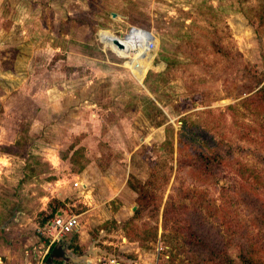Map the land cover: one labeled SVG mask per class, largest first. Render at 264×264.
I'll use <instances>...</instances> for the list:
<instances>
[{
  "label": "rangeland",
  "instance_id": "obj_1",
  "mask_svg": "<svg viewBox=\"0 0 264 264\" xmlns=\"http://www.w3.org/2000/svg\"><path fill=\"white\" fill-rule=\"evenodd\" d=\"M131 27L142 58L112 44ZM263 84L264 0H0V261L55 208L75 259L215 264L216 237L264 264Z\"/></svg>",
  "mask_w": 264,
  "mask_h": 264
},
{
  "label": "built area",
  "instance_id": "obj_2",
  "mask_svg": "<svg viewBox=\"0 0 264 264\" xmlns=\"http://www.w3.org/2000/svg\"><path fill=\"white\" fill-rule=\"evenodd\" d=\"M137 37L135 38V44H133V52L135 54H141L142 51L151 52L155 48V43L152 38L147 39L139 30L137 31ZM74 187H81V182L75 181ZM80 222L78 220V215L71 213L67 210L58 211L52 218L44 223V225L39 228V233L43 235L46 242V247L44 246L43 252L37 256V261L35 263L29 262L28 264H46L44 258L49 251L52 244L62 242L65 237L78 230ZM45 245V243H44ZM0 264H4L0 261ZM68 264V263H65ZM82 264H123L118 258L113 256H97L95 260H89L84 258V263Z\"/></svg>",
  "mask_w": 264,
  "mask_h": 264
},
{
  "label": "trees",
  "instance_id": "obj_3",
  "mask_svg": "<svg viewBox=\"0 0 264 264\" xmlns=\"http://www.w3.org/2000/svg\"><path fill=\"white\" fill-rule=\"evenodd\" d=\"M232 76V74H231ZM233 77V76H232ZM258 96H259V100L264 104V84L259 88L258 90ZM197 160H198V163L200 165L201 168H203L204 170L206 171H211L212 167H216V164H221V157L218 156L216 154V151L214 150H211L209 152H206L204 149L201 151V152H198L197 154ZM134 187V186H133ZM136 189V188H135ZM149 194V197L151 196H154L155 193L153 192H148ZM144 198H147L146 197V194L143 195ZM148 197V199H149ZM57 213V210L54 208L52 213L47 216V218H45V222L48 221L50 218H52L55 214ZM139 213V211H136L134 216L132 217V219H129L126 224H132L133 223V220L134 219H137V214ZM43 222L41 224L44 225ZM156 227L154 228V233L156 232ZM173 235L170 237V239H172ZM170 242V241H169ZM204 245L203 249L204 251H213L212 252V256H211V260H214L215 261V264H216V254L217 255H222L226 261H227V264H235L233 261H232V258L230 256H227L226 252L224 250H220L221 247L219 245V243L216 241V237L213 238L212 240V244L211 245H208V244H202ZM180 250H182V246L180 247ZM59 251L60 249L59 248H55V244H52L49 248V251L48 253L46 254L45 258H44V261L46 264H59L60 262L59 261H56V255L59 254ZM244 258L243 259V264H251L250 261L248 260V258H245V257H242Z\"/></svg>",
  "mask_w": 264,
  "mask_h": 264
},
{
  "label": "water",
  "instance_id": "obj_4",
  "mask_svg": "<svg viewBox=\"0 0 264 264\" xmlns=\"http://www.w3.org/2000/svg\"><path fill=\"white\" fill-rule=\"evenodd\" d=\"M113 15H115L114 13H113ZM135 28H133V27H131V29L129 30V33L128 34H126L125 36H123V34H120V35H118V36H120V37H126L127 35H129L130 33H132V31L134 30ZM140 31L142 32V34L145 36V38H146V40L147 39H150V38H152V35L150 34V32H148V31H146V30H141L140 29ZM119 37V38H120ZM119 38H116V37H114V38H112L111 39V41H112V44L116 47V48H118V49H120V50H122V49H125L126 50V41H125V43H123V42H121V40L119 39ZM129 53H130V50H129ZM65 245L64 246H62L61 248H60V251H59V254L58 255H56V258H60V260H62L64 263H68V262H71L72 260L74 261V260H76V261H74V262H76L77 264H82V263H84V258H74V256L71 254V253H68L66 250H65ZM72 261V262H73ZM73 262V263H74Z\"/></svg>",
  "mask_w": 264,
  "mask_h": 264
},
{
  "label": "crops",
  "instance_id": "obj_5",
  "mask_svg": "<svg viewBox=\"0 0 264 264\" xmlns=\"http://www.w3.org/2000/svg\"><path fill=\"white\" fill-rule=\"evenodd\" d=\"M151 34V33H150ZM152 35V34H151ZM133 48V47H132ZM131 48V50H130V54L131 55H129V56H127V57H131V56H134L135 55V53L133 52V49ZM115 50V49H114ZM118 51V50H117ZM119 52V51H118ZM121 53V52H120ZM119 53V54H120ZM141 54H143V55H145V51H142L141 52ZM121 55V57H125V55L124 54H120ZM80 226V225H79ZM78 230H79V227L77 228ZM63 242H58V243H56L55 244V248H61L62 246H64L65 245V250L67 251L68 250V244L67 243H69V241L67 242L66 241V239H64V240H62ZM41 246H46V243H45V245H44V242L41 244ZM68 252V251H67ZM36 255L37 254H34V255H30L29 256V252L26 250L25 251V258L21 261V262H19V263H17V264H28L29 262H32V263H35L36 261H37V258L35 259L34 258V256L36 257ZM101 256H105V255H101ZM109 257V256H108ZM56 258V257H55ZM81 257H79V259H80ZM22 259V258H21ZM90 260H92V259H90ZM94 260V259H93ZM92 260V261H93ZM56 261H59L60 263L59 264H65L62 260H60V258L58 257V258H56ZM73 261V260H72ZM74 261H76V260H74ZM73 261V262H74ZM16 264V263H15ZM52 264V263H51ZM74 264H77L76 262H74Z\"/></svg>",
  "mask_w": 264,
  "mask_h": 264
},
{
  "label": "bare ground",
  "instance_id": "obj_6",
  "mask_svg": "<svg viewBox=\"0 0 264 264\" xmlns=\"http://www.w3.org/2000/svg\"><path fill=\"white\" fill-rule=\"evenodd\" d=\"M134 33H136L135 34V38H136L137 34H138L137 31L132 32L130 35L126 36L125 38L116 37V38H119L121 40V42H123V43H125V41H126V43H125L126 44V50L125 49L120 50V49L117 48L119 51H123V52L129 53V50H131V48L133 47V44H135V40L133 41L132 37H131ZM147 53H149V52L145 51V54H147ZM144 56L145 55L141 54L140 58H142Z\"/></svg>",
  "mask_w": 264,
  "mask_h": 264
}]
</instances>
